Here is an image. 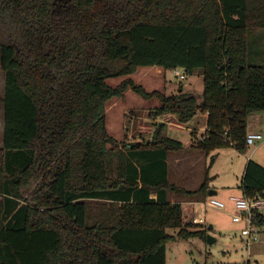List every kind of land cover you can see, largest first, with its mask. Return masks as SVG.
Segmentation results:
<instances>
[{"label": "trees", "instance_id": "16d2710c", "mask_svg": "<svg viewBox=\"0 0 264 264\" xmlns=\"http://www.w3.org/2000/svg\"><path fill=\"white\" fill-rule=\"evenodd\" d=\"M258 29L264 0H0V264H166L168 242L205 238L167 196L206 195L207 176L194 191L171 184L166 156L181 142L163 124L119 142L106 105L130 90L156 101L155 119L201 114L200 152H243L248 117L264 111ZM143 68L198 72L202 94L148 92L131 77ZM241 189L262 194L264 168L248 160Z\"/></svg>", "mask_w": 264, "mask_h": 264}, {"label": "rangeland", "instance_id": "374dc122", "mask_svg": "<svg viewBox=\"0 0 264 264\" xmlns=\"http://www.w3.org/2000/svg\"><path fill=\"white\" fill-rule=\"evenodd\" d=\"M249 44L253 57V59L250 58V63L264 65V29L251 30ZM131 77L136 84H140L148 92L158 90L163 91L165 95H174L182 87L184 93L198 98L203 91V77L198 72L180 80L170 71L161 72L155 68H143ZM121 80L122 78H115L107 81L111 86H116ZM3 87L4 75L0 69V99L3 97ZM155 105V100L144 101L130 90H127L121 98L112 99L106 105L108 134L119 142L130 143L128 146H131L135 142L151 140L157 125L163 124V135L177 140L183 145H188L190 137L187 130H176L169 125L171 122L177 123L174 116L163 115L157 119L150 116ZM1 113L2 105L0 103V129ZM248 122L251 125V130L260 126L264 137V111L252 113ZM204 123L205 116L198 114L187 127L198 129ZM205 132L203 133L205 134ZM201 139H203L202 136ZM201 139L199 138V140ZM259 143L255 142L252 146H246L243 152L228 146L215 149L206 155L208 191L217 193L212 198L222 202L225 208L221 210L208 207L206 203L210 197H207L206 201L196 204L194 213L196 217L200 215L204 220V225L199 227L205 229V238L193 237L185 241L168 242L166 244L167 264H264V225L261 228L259 239L247 246L246 238L241 234V225L232 223L231 213H233L234 203L228 200L230 197H240L242 194L241 181L247 160L252 157L253 160H250L254 162L264 161V144L253 155V150ZM199 178L201 179V174ZM172 179L171 182H174V176ZM168 194L171 195L169 202L174 199L170 203L181 204L179 201L182 196L175 193ZM89 202L98 201H87V203ZM181 206L185 222L192 220L194 224V214L190 215L186 206L183 204ZM209 226H212L210 230H208ZM169 233L175 235L176 231L170 230ZM210 239L213 241L210 242Z\"/></svg>", "mask_w": 264, "mask_h": 264}, {"label": "crops", "instance_id": "0c3cea01", "mask_svg": "<svg viewBox=\"0 0 264 264\" xmlns=\"http://www.w3.org/2000/svg\"><path fill=\"white\" fill-rule=\"evenodd\" d=\"M249 117H248V119H249ZM255 118H257V117H255ZM189 123L190 122H188L187 124H183V125L173 123V122L169 123V125L176 130L183 131L184 129H186L190 138H189L188 145H183L181 143L183 146L182 150H180L179 152H171V153L167 154V156H166L167 179L170 183H172L178 187H181L187 191H194L201 186L205 177L207 176V170H206V164H205L206 155L203 154L202 152H200L196 146L199 138L201 139L203 132L206 131L205 130L206 127H205V123H204L203 126L198 128L199 130L198 129H192V128L187 127V125ZM0 132H1V139H2L3 109H2V113H1V129H0ZM247 132H257V133H260L262 135L261 127L259 126V127H256L255 130H251V125L249 124V122L247 125ZM263 144H264V137L262 138L260 143L254 148L253 155L261 146H263ZM250 159L253 160L252 157H250ZM247 162H248V160H247ZM247 162H246V164H247ZM256 163L264 168V161L263 160H262V162L257 161ZM244 169H245V167H244ZM200 174H201V179L199 178ZM173 176H174L175 181L171 182L173 180L172 179ZM209 193H214V195L209 196ZM218 194L221 195L220 193H218ZM216 195H217V193L212 192V191H208L206 195L201 194L195 198H188V197L182 196V197H180L181 200L179 202L186 206V208L189 210L187 212H189L190 215L194 214L195 218H199L201 216L199 215L196 217L195 213H194L195 205L198 203L206 201L207 197L212 198L213 196L215 197ZM241 196H242V194H241ZM170 197H171V195L168 194V196H167L168 200L170 199ZM150 198L155 199L156 197H155V195L152 194V195H150ZM231 198H233V197H230L228 199L229 202H232ZM173 201H174V199L170 200V202H173ZM224 208H225V205H224ZM232 210H233V213H231V212L230 213L233 217V215L236 213L234 205H233ZM232 223L234 225H237V223H234L233 220H232ZM240 225H241V229H242V224H240ZM211 228H212V226H211ZM208 230H210L209 227H208ZM210 240H211L210 242L213 241L212 239H210Z\"/></svg>", "mask_w": 264, "mask_h": 264}, {"label": "built area", "instance_id": "2783aa9c", "mask_svg": "<svg viewBox=\"0 0 264 264\" xmlns=\"http://www.w3.org/2000/svg\"><path fill=\"white\" fill-rule=\"evenodd\" d=\"M171 73L180 80L187 77L183 69H175ZM205 136L206 132L205 134L203 133L202 138L204 139ZM262 138L263 136L260 133L247 132L245 140L246 146H252L255 142H260ZM231 201L234 203L236 211L232 220L234 223L242 224L241 234L246 238L245 244L248 246L251 242H255L259 239L261 228H263V224L258 222L257 214H264V192L262 194L254 195L253 197H233L231 198ZM206 205L215 209H224V204L214 198H209ZM193 222L196 225H204V220L201 217L194 218Z\"/></svg>", "mask_w": 264, "mask_h": 264}, {"label": "water", "instance_id": "95a60500", "mask_svg": "<svg viewBox=\"0 0 264 264\" xmlns=\"http://www.w3.org/2000/svg\"><path fill=\"white\" fill-rule=\"evenodd\" d=\"M214 195V193H209V196ZM209 229H211V226H209Z\"/></svg>", "mask_w": 264, "mask_h": 264}]
</instances>
